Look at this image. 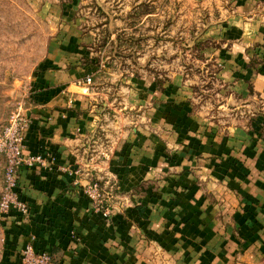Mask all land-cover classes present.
Here are the masks:
<instances>
[{"label":"crops","instance_id":"0c3cea01","mask_svg":"<svg viewBox=\"0 0 264 264\" xmlns=\"http://www.w3.org/2000/svg\"><path fill=\"white\" fill-rule=\"evenodd\" d=\"M28 1L56 32L31 77L24 153L53 161L19 170L28 214L0 222V264H20L27 243L49 252L52 264L262 261L264 0H229L205 26L193 44L203 69L192 62L169 72L168 62L155 68L140 60L133 73L115 65L131 54L134 61L140 43L117 36L137 38L148 16H136L140 5L115 30L101 8L96 35L76 0ZM209 62L206 88L215 85L219 97L211 110L195 106L202 86L188 78H201ZM254 103L261 113L248 110ZM4 167L0 156V195ZM93 181L107 217L83 191Z\"/></svg>","mask_w":264,"mask_h":264},{"label":"rangeland","instance_id":"374dc122","mask_svg":"<svg viewBox=\"0 0 264 264\" xmlns=\"http://www.w3.org/2000/svg\"><path fill=\"white\" fill-rule=\"evenodd\" d=\"M76 1V13L85 19V27L93 29L97 24L104 22L101 8L108 14L107 19L111 18L109 30L124 28L128 21L123 20H127V15L135 6L140 5L136 13H148L146 19L143 18L140 24H137V31L134 33L137 39L138 36L147 37L146 42L139 41V46L135 47L138 52L134 53L136 63L130 53V59L124 58L121 63L116 62L115 65L124 72L133 73L139 72L140 66H143L144 63H140V60H149L155 68L168 62V68L171 69L169 72L178 69L179 65L189 66L192 62L199 64L200 69L205 67L204 60H199V55L194 53L193 44L203 33L205 26L218 17L221 8L229 0ZM43 14L39 7L33 6L28 0H0V128L18 102L26 103L31 77L49 42L55 37L56 28L44 19ZM101 30L95 29L93 33L98 35ZM123 47L121 46L120 50ZM211 65L209 62L210 67L206 66L208 68L202 72L199 70L201 78L197 72H191L192 76L188 77L191 78L190 81L199 80L202 86L195 106L207 110H211L219 98L217 96L214 99L213 96L215 85L212 89L206 88L210 85V73L214 70ZM248 110L261 113L256 105L249 106ZM217 118L222 119V116L217 115ZM258 264H264V258Z\"/></svg>","mask_w":264,"mask_h":264},{"label":"built area","instance_id":"2783aa9c","mask_svg":"<svg viewBox=\"0 0 264 264\" xmlns=\"http://www.w3.org/2000/svg\"><path fill=\"white\" fill-rule=\"evenodd\" d=\"M91 83V77L85 78ZM29 127L24 102H18L0 129V156L5 159L3 172V188L0 195V222L11 212L21 217L28 214V206L20 198L18 173L21 168L47 167L53 156L44 157L39 154L24 153V136ZM83 191L93 209L100 211L104 217L109 215V208L103 205L105 197L98 182L93 181L84 186ZM49 252L38 251L32 243H27L20 251V264H52Z\"/></svg>","mask_w":264,"mask_h":264},{"label":"trees","instance_id":"16d2710c","mask_svg":"<svg viewBox=\"0 0 264 264\" xmlns=\"http://www.w3.org/2000/svg\"><path fill=\"white\" fill-rule=\"evenodd\" d=\"M144 12V11H143ZM140 13H136V16H138ZM142 14V13H141ZM130 40V44L133 42V44H139V41H140V38H136V39H133V37H130V38H127V37H124L123 35H120L119 37L117 36V41L120 43V44H127L128 41ZM106 42V40L104 39L103 40V44ZM125 44V45H126ZM116 57H123L121 54L119 53H116ZM155 81H156V85H157V88L160 89L163 81H161L160 79L157 78V75H155ZM166 81V79H165Z\"/></svg>","mask_w":264,"mask_h":264}]
</instances>
